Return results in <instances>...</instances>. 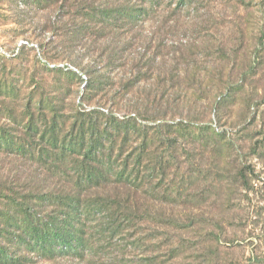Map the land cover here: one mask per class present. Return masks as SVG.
<instances>
[{"label":"rangeland","instance_id":"1","mask_svg":"<svg viewBox=\"0 0 264 264\" xmlns=\"http://www.w3.org/2000/svg\"><path fill=\"white\" fill-rule=\"evenodd\" d=\"M41 7L0 0V68L26 79L15 107L33 80L36 99L55 91L72 109L187 124L167 133L171 146L157 133L153 143L155 156L170 162L168 191L151 202L138 195L141 212L176 221L153 222L152 264H264V0H162L148 16L101 37L86 22ZM95 65L112 85L89 94ZM0 125L16 127L4 116ZM18 163L0 156V172L26 171ZM173 248L178 255L163 263ZM112 249L99 246L86 261L35 264H121V257L141 256Z\"/></svg>","mask_w":264,"mask_h":264},{"label":"trees","instance_id":"2","mask_svg":"<svg viewBox=\"0 0 264 264\" xmlns=\"http://www.w3.org/2000/svg\"><path fill=\"white\" fill-rule=\"evenodd\" d=\"M25 2L30 7L43 5L47 11L58 8L61 16L86 22L91 35L101 37L113 27L148 16L149 6L162 0H62L60 7L59 0ZM84 27L75 32L83 33ZM4 68H0V116L16 127L0 125V156L14 158L26 171L0 172V264L86 261L99 246L102 251L140 252L131 260L121 257V264H138L142 259L152 264L158 248L153 222L166 227L176 221L141 212L138 195L144 193V201L151 202L159 190L168 191L170 162L155 156L156 133L160 144L169 147L172 139L167 133L189 126L151 125L137 115L122 117L99 108L72 109L52 96L55 91L36 99L33 80L34 88L27 87L18 110L20 80L26 79ZM99 69L95 65L88 71L89 94L112 85L109 75ZM167 254L163 263L178 255L177 248Z\"/></svg>","mask_w":264,"mask_h":264},{"label":"built area","instance_id":"3","mask_svg":"<svg viewBox=\"0 0 264 264\" xmlns=\"http://www.w3.org/2000/svg\"><path fill=\"white\" fill-rule=\"evenodd\" d=\"M24 44H28V42H25ZM55 65H53V67H54Z\"/></svg>","mask_w":264,"mask_h":264}]
</instances>
